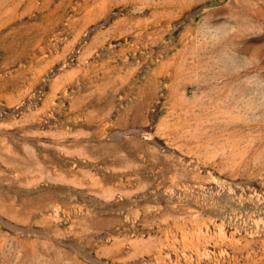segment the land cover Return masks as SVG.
<instances>
[{
	"label": "rangeland",
	"instance_id": "rangeland-1",
	"mask_svg": "<svg viewBox=\"0 0 264 264\" xmlns=\"http://www.w3.org/2000/svg\"><path fill=\"white\" fill-rule=\"evenodd\" d=\"M0 264H264V0H0Z\"/></svg>",
	"mask_w": 264,
	"mask_h": 264
}]
</instances>
